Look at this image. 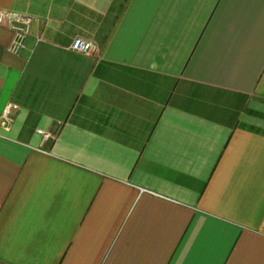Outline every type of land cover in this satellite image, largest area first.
<instances>
[{
	"label": "crops",
	"instance_id": "0c3cea01",
	"mask_svg": "<svg viewBox=\"0 0 264 264\" xmlns=\"http://www.w3.org/2000/svg\"><path fill=\"white\" fill-rule=\"evenodd\" d=\"M0 10V264H264V0Z\"/></svg>",
	"mask_w": 264,
	"mask_h": 264
},
{
	"label": "built area",
	"instance_id": "2783aa9c",
	"mask_svg": "<svg viewBox=\"0 0 264 264\" xmlns=\"http://www.w3.org/2000/svg\"><path fill=\"white\" fill-rule=\"evenodd\" d=\"M4 23L8 24L13 33L12 41L8 46L7 51L11 55L18 56L26 49V39L30 34L32 18L27 16L12 15L10 12L0 10V24ZM72 50L77 53L91 55L98 53L99 48L91 41L78 39L74 43ZM11 109H16V107H8L5 112V118L9 116ZM37 133L42 137L43 143L54 140L52 132L38 130Z\"/></svg>",
	"mask_w": 264,
	"mask_h": 264
}]
</instances>
